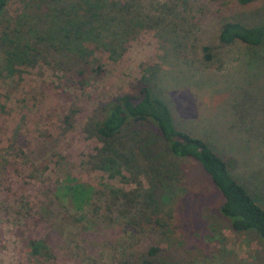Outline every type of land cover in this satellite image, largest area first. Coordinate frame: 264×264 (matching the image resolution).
Segmentation results:
<instances>
[{
  "label": "rangeland",
  "instance_id": "374dc122",
  "mask_svg": "<svg viewBox=\"0 0 264 264\" xmlns=\"http://www.w3.org/2000/svg\"><path fill=\"white\" fill-rule=\"evenodd\" d=\"M140 1L146 12L158 11L164 0ZM173 2L174 12L167 16L175 25L172 36L135 29L116 61L95 51L92 62L101 72H87L81 87H71L69 80L55 88L61 73L41 63L9 76L0 70V170L9 169L7 177H0V196L6 185L23 181L31 203L45 206L66 178L93 187L100 197L109 188H145L147 176L135 166L122 170V179L93 169L91 159L100 144L88 128L99 105L118 95H135L145 84L167 105L173 126L205 141L264 210V41L248 47L223 45L216 38L225 21L263 26L264 0L246 6L236 0ZM25 4L9 0L4 15L12 19ZM203 47L209 48L208 61ZM133 131L141 138L139 160L171 171L160 187L168 190V201L154 212L166 228L138 220L130 228V213L116 216L110 204L108 219L99 227L50 240L52 259L42 261L29 255L26 239L43 237V224L31 221V227L16 228L11 217L0 212V264H122L123 258L139 264L150 247L158 249L156 264H264V247L256 235L233 233L228 219L219 214L221 197L200 166L169 155L148 126L130 125L128 136ZM19 150L23 168L4 161L12 162Z\"/></svg>",
  "mask_w": 264,
  "mask_h": 264
},
{
  "label": "trees",
  "instance_id": "16d2710c",
  "mask_svg": "<svg viewBox=\"0 0 264 264\" xmlns=\"http://www.w3.org/2000/svg\"><path fill=\"white\" fill-rule=\"evenodd\" d=\"M8 1L0 0V70L9 76L19 68H33L41 63L61 73L55 85L57 89L62 87V81L69 80L71 87H81L87 72L100 74L99 65L92 62L93 53L101 51L108 60L116 61L124 53L125 43L135 29H153L164 38L167 32L172 36L175 27L167 21L168 14L174 12L173 0L162 1L158 11L147 9L146 12L142 11L145 6L140 0H26L24 11L12 19L4 15ZM252 1L236 0V3L246 6ZM216 38L223 45L238 42L257 47L264 41V25L249 27L238 21H225L218 28ZM202 52L204 60L208 61L209 48L203 47ZM130 125L148 126L164 143L169 155L196 162L218 191L219 214L228 219L230 230L236 234L253 232L264 247V210L232 178L229 164L205 141L173 126L167 105L144 84L135 95H118L99 105L93 111L88 128L100 144L91 159L93 169L108 172L109 178L122 179L121 171L135 166L147 176L145 188L140 185L131 191L109 188L100 197L93 187L66 178L56 185L45 206L31 203L23 181L2 189L0 212L11 217L14 227H31V221H36L47 230L41 238L26 239L30 256L42 261L52 259L50 240L59 236L73 238L72 230L83 234L99 227L108 219L110 204L115 206L116 216L130 213L126 221L130 228L138 225L131 223L136 220L157 229L166 228L154 212L168 201V190L160 191V187H164L171 171L166 165L139 160L141 138L138 131L128 136ZM19 154L12 162L7 158L4 161L23 168L24 154L21 150ZM3 169L1 167L0 177L5 178L9 169ZM110 196L113 200L109 203L105 197ZM96 201H100L99 204ZM157 250L155 247L147 249L139 264H156ZM121 263L133 264L128 258H123Z\"/></svg>",
  "mask_w": 264,
  "mask_h": 264
}]
</instances>
